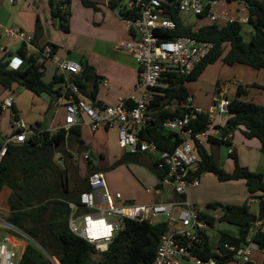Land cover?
I'll use <instances>...</instances> for the list:
<instances>
[{
  "label": "built area",
  "instance_id": "1",
  "mask_svg": "<svg viewBox=\"0 0 264 264\" xmlns=\"http://www.w3.org/2000/svg\"><path fill=\"white\" fill-rule=\"evenodd\" d=\"M112 1L120 3L127 12L135 15L122 18L135 38L131 42L119 44L118 49L130 54L139 67V78L134 91L128 99L116 106H100L83 97L74 82L83 73L81 63L56 58L51 46L38 48L34 44V36L22 28L0 25V31L11 42L19 44L20 48L24 45L26 58L36 54L42 62L50 61L55 65L62 78L60 96L57 99L65 108L66 114L65 125L59 130L69 132L72 127L84 124L93 132L99 129H116L121 150L129 154L156 157V168L163 173V178L159 181L161 187L169 188L177 197L168 202L127 205L123 203L120 193L110 194L104 173H94L88 179L89 191L80 195V205L70 204V231L93 245L98 254H102L124 229L125 220L147 221L152 225L166 223L168 230L159 242L153 264H253L250 237L247 243L239 246L222 243L213 251L214 257L203 260L200 253L206 247L205 235L211 226L201 210L188 199V189L200 185L199 179L193 176L200 163L197 147L210 136L224 141H229L232 137H222L221 131L215 128L216 135H211L208 130L195 134L193 120L203 114L208 116L212 124L218 119L229 117L231 99L228 90L219 86L212 105L206 111L195 108L191 96L185 101L173 100L163 110L181 111L174 119L160 121L151 107L155 98L161 96L157 89L168 88L169 83L162 82L167 75H190L215 49V43L210 41H199L187 36L175 39L161 37L159 31L173 30L176 26L171 19L170 8L175 7L181 17L194 16L219 26L247 25L249 14L235 15L223 9L224 4L232 3L228 0H129L127 4L124 0H108L109 3ZM31 51L34 53H30ZM8 61L11 70L20 69L26 62L20 55L11 56ZM14 103L15 97L8 96L2 101L0 108L3 112L12 110ZM158 123L163 130L177 135L178 144L174 149H160L155 142L142 137L144 132L156 127ZM10 127L13 133L1 141L0 164L10 145L35 142L43 134V129L27 125L16 115L12 116ZM83 159L86 163L89 155L85 154ZM161 190L163 189H152L147 192L160 194ZM79 208L88 212L75 219L74 215ZM76 220L80 221V227ZM256 227L264 230V222H258ZM28 243L38 247L53 264H59L10 221L0 201V264H19Z\"/></svg>",
  "mask_w": 264,
  "mask_h": 264
},
{
  "label": "trees",
  "instance_id": "2",
  "mask_svg": "<svg viewBox=\"0 0 264 264\" xmlns=\"http://www.w3.org/2000/svg\"><path fill=\"white\" fill-rule=\"evenodd\" d=\"M72 0H64L59 5H54L50 0L52 8V19L59 23V28L64 33L70 32V12L63 10V7H70ZM229 2L245 3L249 14V25L253 32L246 41L243 34V26L232 24L219 26L207 24L200 27L197 31L185 26L181 15L175 7L170 8L171 19L175 22V29L159 31L158 34L165 39H175L178 37H192L199 41H210L215 43V49L202 61L195 70L187 76L167 75L163 83H169L168 88H158L161 96L152 102L153 112L159 116L160 121L174 119L181 114V111H164L163 107L170 104L173 100L185 101L189 93L185 87L186 83L197 81L203 72L211 65L222 60L224 65L234 66L236 64L246 65L255 70L264 69V4L260 0H228ZM86 6L92 3L83 0ZM110 7L118 10L122 18L135 17L127 12L123 5L118 2H110ZM38 32L40 26L37 25ZM35 44V38H34ZM53 53L57 47L51 45ZM24 45L18 50L20 55L26 60L18 70H11L8 66V58L0 61V84L5 90H11L14 85L32 92L35 95L48 94L52 98L60 96V89H55L60 85L62 78L56 74L50 83L44 82L45 63L36 55L26 58ZM11 57V56H10ZM83 66L81 77L74 79L80 90L84 94H89V98L96 101L97 95V76L89 65ZM92 84V89L88 93V85ZM248 87V86H246ZM264 90V87H258ZM245 87H238L236 97L230 100V117L224 127H216L221 131L222 136L226 137L244 127L242 134L247 139L256 138L262 145L264 152V107L247 102L242 99ZM163 102V103H162ZM3 111L0 108V116ZM17 116L16 109H13ZM41 128V124H37ZM194 133H204L209 129V119L207 115H198L192 123ZM143 138L155 142L160 149L172 150L178 144L175 133L165 131L158 123L156 127L142 134ZM212 144L224 147L231 146V142L219 140L213 137L208 139ZM78 144V153H83L87 148L82 139V126L72 127L69 132L58 130L52 133L43 129V134L38 141H28L23 145H10L7 155L0 164V193L5 189L12 191L9 198L11 216L10 221L21 229L24 233L36 241L51 257L59 264H153L157 248L162 236L167 232V224L160 223L152 225L147 221L136 222L131 220L124 221V229L118 233L115 239L109 244L108 250L100 254V260L95 263L93 256L98 255L94 246L83 238L70 231L69 219L72 214L70 204H79L80 195L89 191L88 179L84 190L75 197L68 186V171H62L63 181L57 189H52L49 198L45 201L35 199V190L32 184L36 180H42L47 170H53L54 158L57 154L61 155L64 162L70 161L74 157L66 151L68 144ZM1 146V141H0ZM200 155V163L197 172L193 175L196 178L204 174H212L217 177L219 182L244 180L252 200H258L259 213L257 216L249 211V206H225L220 222H225L239 228V235L232 236L222 234L219 243H230L242 245L247 243L250 233L253 231L252 242L258 249L264 251V230L256 228L258 222H264V177L262 174L249 171L241 167L235 153L231 157L235 163V170L228 174L223 168L219 167L214 156L203 146L197 147ZM131 157H138L139 154H128ZM93 164L92 156L86 162L87 168ZM122 161L116 163L121 165ZM157 176L163 178V173L157 170ZM91 169V168H90ZM92 171V169H91ZM90 172V171H89ZM161 189V186L157 187ZM36 200V201H34ZM216 209V204L210 205ZM86 214L88 211L78 209ZM77 211V213H78ZM47 216V219H46ZM256 217V222L253 219ZM211 227L215 224V219L204 215ZM206 247L200 253L203 260L214 257L213 247L210 245L209 238H206ZM19 264H53L46 255L32 243H28Z\"/></svg>",
  "mask_w": 264,
  "mask_h": 264
},
{
  "label": "crops",
  "instance_id": "3",
  "mask_svg": "<svg viewBox=\"0 0 264 264\" xmlns=\"http://www.w3.org/2000/svg\"><path fill=\"white\" fill-rule=\"evenodd\" d=\"M51 1L54 5H59L64 0ZM85 1L92 3V6H86L83 3V0H72L69 8L66 6L63 7V10L69 9L70 12L69 33L62 32L59 28V23L52 19L50 0H0V25L2 27L22 28L27 33L34 36L35 45L38 48H43L47 45L56 46L57 50L54 54L58 59H71L81 64L89 65L93 69V73L97 76V99L94 102L100 106H116L121 101L128 99L138 82L139 67L135 59L127 52L118 49L119 44L133 41L135 35L127 27L125 21L120 16L119 11L110 7L108 0ZM260 1L264 4V0ZM236 4L239 5L240 3L232 2L224 4L223 9L235 15L248 14L247 7L245 8L246 10L240 9V12H236L239 11L235 10ZM37 25L40 26L39 32ZM200 27L194 30L196 31ZM19 48V44L11 42L2 33V31H0V61L5 57L9 58L10 56L17 55ZM30 53L33 54L34 52L31 51ZM33 55L36 56V54ZM215 64L209 66L203 74L210 67L215 66ZM50 66V68L53 67L56 70L53 63ZM228 67L229 69L222 72L223 74L220 76L221 82H218L215 91L210 95V101L206 104L202 103L197 94L189 88L190 83L192 82L186 83L185 87L189 96L193 97V106L206 111L212 105L219 86L228 90L230 99L235 98L238 87L243 86L245 87V93L243 94L242 99L264 107V90L257 87H251L252 85L264 87V69L255 70L249 66L240 64ZM47 70L45 71L43 80L46 83H50L54 76H56V74L58 75V73L54 72L52 77L49 76V80L46 81ZM16 88H19V86L14 85L10 91L3 88L4 91L1 98H7L9 95L8 92H11L15 97L13 109H16L17 117L21 118L27 125L37 126L38 123L35 125H32V123L34 121L39 122L40 120L37 121L36 118L34 120H30L28 116L24 114L22 104L19 101L20 96L22 94H28V92H23L22 94L18 93L15 95L14 93ZM55 89H60V85L58 86L57 84ZM91 89L92 84H89L88 93ZM81 92L84 98L92 100L89 98V94H84L82 90ZM33 95L41 98L44 94L40 96L35 94ZM48 96L49 98H44L41 108L42 111L45 109L48 114H53L52 121H50L47 126L42 128L49 130L54 134L59 130V126H56V124L59 123V117L61 121H64L66 114L65 108L59 104L58 99L52 98L50 95ZM34 100L37 101L36 98ZM55 117L57 118L55 119ZM229 117L221 118L220 120L218 119L212 124L209 122V133L211 135H216V127H224ZM85 128H87V130ZM210 128L212 130H210ZM240 128L241 130L230 134L232 136L230 139L231 146L224 147L215 145L208 139L203 140V144L201 146L205 147L208 152L214 156L216 164L223 168L228 174H232L235 170V163L230 153V151H232L236 154L238 163L241 167L247 168L251 172L262 174L264 177V152H262L261 149L262 145L256 138L247 139L242 134V131H245V128ZM220 135L222 136L221 132ZM104 136H109V145L113 144L114 149L119 151L118 156L114 157L111 165L116 163L121 158V155L129 154L119 148L116 129H99L96 132H93L87 124H84L82 126V139L85 147L87 148L85 151H89V149H91L92 152H89L92 156V160L94 155L98 156L100 160V166L96 167L92 164L90 167L91 169H97L95 173H104L102 169L106 167L103 164L107 160L105 154L106 142L103 140ZM2 137H0V141L5 139ZM72 146L76 147L74 148L75 150L72 152L67 151L74 155L72 161L76 164L78 172L81 173L82 167L80 165L79 157L77 156L79 154L78 144L73 143ZM222 147L226 148V158H223L221 152ZM120 152L122 153L119 154ZM90 168H88V171H91ZM198 179L200 181V185L197 188L188 189V199L190 203H194L193 205H196V207L201 210L203 215H207L215 219L214 226L210 227L205 235L206 238H209L210 245L213 247L214 251L220 244H222L219 243L222 234L226 233L237 237L239 235V228L228 224L229 226H234L237 229L233 231L229 227H226L223 232L218 233L217 235L214 234V236L211 237L209 235V231H211L218 223H222L220 222V218L223 216V213L221 215H217V209L212 208L210 205L219 203L215 201H221L223 203L222 205H224L223 207L229 205L242 206L247 204L249 206V211L252 213L251 209L253 205L257 204L259 206V202L258 200L250 199L246 182L244 180L219 182L217 177L212 174H204V176H201ZM159 181L157 179L156 181L151 182L150 186L146 188V191L158 189L157 187L161 186ZM161 189L163 190H161L160 194L147 192L151 198L142 196L144 190L139 189V187L137 189L135 185H131L129 189L109 190L113 193H120L124 200L133 199V201H136L137 203L139 202V205H149V203L152 204L155 202H168L177 198L172 192H170L169 188L161 187ZM252 214L255 216L258 215L255 213ZM253 234L254 232L252 231L249 237L252 238ZM251 247L253 264H264V251L259 250L258 246L253 242Z\"/></svg>",
  "mask_w": 264,
  "mask_h": 264
},
{
  "label": "rangeland",
  "instance_id": "4",
  "mask_svg": "<svg viewBox=\"0 0 264 264\" xmlns=\"http://www.w3.org/2000/svg\"><path fill=\"white\" fill-rule=\"evenodd\" d=\"M124 3H129V0H124ZM245 3L240 2V4H236L235 10H239L236 12H240V9H245L246 5ZM246 10V9H245ZM241 16H245V14H241ZM183 23L185 26L190 27L192 29H197L198 27L202 25H207L209 22L205 19H198L194 16H182L181 17ZM253 32L252 27L247 24L243 26V34L244 38L246 41H249V36ZM52 63L50 61H45L46 65V70H47V76H46V81L49 80V76L52 77V74L54 72H57L55 68H50ZM26 65V62H25ZM229 69L228 66L224 65L222 60L218 61L215 66L210 67L204 74L203 76L197 80L196 82L190 83V89L193 90L198 98H200L201 102L206 104L210 101V95L215 91L216 86L218 85V82H221L220 76L223 74L222 72ZM59 86V85H58ZM3 88L0 85V106L2 104V101L4 100L2 96L3 93ZM23 92H28V94H22ZM21 93L22 95L20 96V103L22 104L24 114L28 116L30 120H34L35 118L40 120L39 122L34 121L32 125L35 124H41L42 127L47 126L50 121H52V115L53 114H48L47 111L44 109L42 111V104L44 101V98H49L48 95L44 94L40 97L34 96L31 92L23 89L22 87L16 88L15 89V95ZM8 96H11L12 93L8 92ZM31 95V96H30ZM7 96V97H8ZM37 99L34 100V99ZM64 108V107H63ZM46 111V112H45ZM14 115L13 110H8L3 113V115L0 116V137L7 138L9 135L13 133L11 127H10V122L11 118ZM57 117H55L56 119ZM59 123L56 124V126L60 129L65 125V119L64 121L60 120V117L58 119ZM57 121V122H58ZM41 129H44L42 128ZM87 130V128H85ZM8 135V136H7ZM7 136V137H6ZM2 137V138H3ZM103 140L106 142V157L107 160L103 163L106 167L103 168V172L106 175V181L108 185V189H129L131 185H135L138 189H143L144 192L142 193V196H147L148 198H151L149 194L147 193V189L150 186L151 182H154L159 178L157 176V172L155 170V162H156V157L154 156H138V157H131L127 154L121 155V158L118 161H122V164L117 166L116 163L111 165V162H113L114 157L118 156V152L116 149H114L113 144L109 145V136L103 138ZM76 147H73L71 144L68 145L66 151H74ZM114 149V150H113ZM89 151L92 152L91 149ZM89 151H84V153H80L77 156L79 157L80 165L82 167L81 173L78 172V168L74 162H64L62 160L61 155H56L54 158V167L53 170H47L46 173L43 175L42 180H36L32 184L33 189L35 190V199L45 201L47 198L50 196V192L52 189H57L62 181L63 178L61 177V172L62 171H68L69 179H68V186L69 189L71 190V193L74 194L75 197H78L79 194L84 190L85 186L87 183L84 181L85 178L91 176L94 174L97 169H92V171H88V168L86 166V163L83 159L85 154H89ZM221 152L223 155V158H226V148H221ZM120 152L119 154H121ZM74 156V155H73ZM76 156V157H77ZM99 157L95 156L93 157V164L94 166L98 167L100 166L99 164ZM204 176V175H202ZM213 178V177H212ZM214 179V178H213ZM111 195H114L112 191H110ZM214 192V191H213ZM12 191L10 189L5 188L1 193H0V201L2 203V207L6 211V215L10 218L11 216V210H10V203H9V198L11 196ZM218 198V197H217ZM36 201V200H34ZM37 202V201H36ZM219 203H215L218 207L216 208V214L221 215L223 213L222 205L223 203L221 201H215ZM123 203L127 205H139V202L137 203L136 201H133V199H126L124 200L123 198ZM150 204V203H149ZM191 204H194L191 202ZM196 206V205H195ZM252 213L258 214L259 213V206L257 204L253 205L251 209ZM83 211H78L74 215V218L77 219L80 214H82ZM47 219V216H46ZM161 220H164V218H161ZM76 224L80 227V221L76 220ZM228 224L222 222L218 223L215 225V227L209 231V235L211 237L217 235L218 233H221L224 231V228L229 227L233 231L237 229L234 226H227ZM93 260L95 263H97L100 260V254L93 256Z\"/></svg>",
  "mask_w": 264,
  "mask_h": 264
},
{
  "label": "water",
  "instance_id": "5",
  "mask_svg": "<svg viewBox=\"0 0 264 264\" xmlns=\"http://www.w3.org/2000/svg\"><path fill=\"white\" fill-rule=\"evenodd\" d=\"M254 223L256 222V217L253 219Z\"/></svg>",
  "mask_w": 264,
  "mask_h": 264
},
{
  "label": "bare ground",
  "instance_id": "6",
  "mask_svg": "<svg viewBox=\"0 0 264 264\" xmlns=\"http://www.w3.org/2000/svg\"><path fill=\"white\" fill-rule=\"evenodd\" d=\"M92 222H94V221H92ZM92 224H94V223H92ZM98 225H101L100 223H98Z\"/></svg>",
  "mask_w": 264,
  "mask_h": 264
}]
</instances>
